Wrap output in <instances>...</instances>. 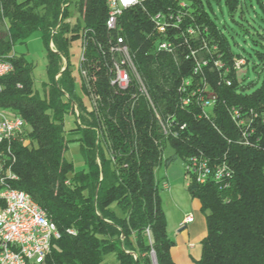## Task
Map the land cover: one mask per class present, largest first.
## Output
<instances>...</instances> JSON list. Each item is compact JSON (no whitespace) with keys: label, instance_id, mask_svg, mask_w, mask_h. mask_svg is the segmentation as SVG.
<instances>
[{"label":"trees","instance_id":"16d2710c","mask_svg":"<svg viewBox=\"0 0 264 264\" xmlns=\"http://www.w3.org/2000/svg\"><path fill=\"white\" fill-rule=\"evenodd\" d=\"M215 5L224 7L221 13L225 9L232 24L249 37L245 57L253 70H261L260 85L252 91L254 82L241 85L235 79L231 87L214 83L218 129L198 118V109L181 106L180 86L194 77L182 31L171 30L167 37L175 39L176 55L160 52L156 45L167 38L156 33L152 22L159 13H183L182 30L207 28L204 38L231 61L243 54L236 51ZM249 8L254 23L245 18ZM108 13L107 0H0V61L13 66L0 80V110L28 123L27 144L18 139L0 145V180L10 169L16 177L12 187L29 193L61 232L43 264H110L109 256L115 264H152V252L157 264H175L171 250L176 243L167 230L158 170L176 157L186 161L200 153L217 163L227 161L232 173L226 187L193 179L188 185L207 224L196 264H264V148L238 143L225 107H264V0H140L119 18L120 34L153 104L164 119L173 117L187 126L178 138L163 134L139 91L119 92L110 85ZM37 32L47 53L48 82L42 94L35 88L34 64L15 51ZM78 41L86 47L90 84L80 74L83 96L71 63ZM68 115L76 117L69 130ZM71 142L79 144L82 170L76 171L66 156ZM167 148L173 151L170 158L164 154Z\"/></svg>","mask_w":264,"mask_h":264},{"label":"built area","instance_id":"2783aa9c","mask_svg":"<svg viewBox=\"0 0 264 264\" xmlns=\"http://www.w3.org/2000/svg\"><path fill=\"white\" fill-rule=\"evenodd\" d=\"M139 3V0H107L109 13L106 27L112 34L107 44L110 85L119 92L132 88L139 91L149 100L163 134L166 137L178 138L179 133L186 130V124L179 123L173 117L164 119L159 113L138 71L135 56L120 34L119 18L125 11ZM183 17L184 14L180 12L159 13L152 17V22L161 37L167 38L171 30L182 31L181 36L184 37L189 51L186 58L193 62L194 77L183 80L180 86L181 106L198 109V118L212 122L216 128L214 118L219 95L214 83L218 86L231 87L236 79L242 85L244 83L240 75L250 65L244 55L234 57L231 61L226 60L219 47L210 46L204 38L203 33H208L207 28L190 26L182 30ZM174 37L178 38L177 35ZM197 42L199 43L196 46ZM156 47L158 51L172 55H176L178 51L175 39H161ZM202 50H205L206 54L200 59ZM85 52L86 47L83 45L82 61H85ZM12 71V67L0 61V80ZM209 74L213 77L210 78ZM2 91L3 87L0 83V93ZM225 107L237 134L238 143L247 147L263 146L264 148V107L261 110L230 104H226ZM27 130V121L19 116L9 117L0 112V145L10 144L18 139L27 144V140L24 139ZM3 169L0 154V171ZM185 171L199 184L215 182L224 187L227 186V180L232 173L227 161L217 163L204 153L189 157L185 161ZM14 180L16 177L10 169L0 180V264H43L51 254L53 242L61 238L60 232L56 231L55 223L47 222L44 210L32 204L29 193L12 187L10 182ZM193 221L194 216L190 214L186 217L185 224H191ZM72 232L76 234L74 230Z\"/></svg>","mask_w":264,"mask_h":264},{"label":"rangeland","instance_id":"374dc122","mask_svg":"<svg viewBox=\"0 0 264 264\" xmlns=\"http://www.w3.org/2000/svg\"><path fill=\"white\" fill-rule=\"evenodd\" d=\"M215 8H216L215 10H217V15L220 18L219 19L220 23L227 24L229 37L232 38V41L237 43L238 49H236V51L246 56V53H249L250 51L249 37L245 35L242 28H239L232 24L231 19L225 9L223 11V14L221 13L224 7L219 8L215 5ZM252 16H254V13L249 8V11L245 13V18L249 21V23H254ZM256 23H257V18L255 24ZM246 27H247V23L244 22L243 28ZM51 48L54 49L53 44H51ZM15 51L18 54H24L28 59V61L34 64L35 68L33 72V77L35 81V88L42 94L43 84L48 82V75H47V57H46L47 53L43 46L40 33L38 32L35 33L26 44L18 45ZM72 53H73L72 54L73 56L71 58L72 70L77 79L78 94L80 96H83L79 83L80 74L83 76L84 80L88 78V75H87V70L84 67V61H82V56H83L82 41H78L73 44ZM205 54H206L205 50L200 51V55H199L200 59H202L205 56ZM66 65H67V61L63 59V71L66 69ZM259 72H261L260 68L253 70L252 66L250 65L240 75V79H242L244 83L243 85H248L252 82L256 83L255 87H253L250 91L254 90L260 85V83H258L257 85ZM88 79L85 83L87 85H90ZM0 112H2L6 116L15 117L9 111L0 110ZM65 122H66L65 126L68 130L74 128L76 126V117L73 115H68L66 117ZM69 146H70L69 151L66 155L67 158L74 163L76 171L82 170L84 168V164L80 155L79 144L76 142H71ZM164 154L166 158H170L173 155V151L172 149L167 148ZM158 176L160 179H164L169 183L168 184L165 182L163 184L162 188L164 190L161 191V197L169 225L170 222H172L170 226V231L173 232L175 219L178 213L183 212L188 205L187 202L191 201V196L187 191L191 178L187 175L185 171V161L181 157H176L168 164H163L158 170ZM172 188L174 189V192L170 190ZM151 258H152V264H157L156 255L154 252L151 253ZM107 262L110 264H115L114 256H109L107 258Z\"/></svg>","mask_w":264,"mask_h":264},{"label":"crops","instance_id":"0c3cea01","mask_svg":"<svg viewBox=\"0 0 264 264\" xmlns=\"http://www.w3.org/2000/svg\"><path fill=\"white\" fill-rule=\"evenodd\" d=\"M165 182L168 183L162 179V186ZM170 190L174 192L173 188ZM187 204L184 211L178 213L173 232L170 231L172 222L169 225L167 218L168 233L176 243L171 250L175 264H196L201 256V242L207 235L206 217L201 212L200 202L191 198V201H188ZM190 214L194 216V221L191 224H185L186 217Z\"/></svg>","mask_w":264,"mask_h":264},{"label":"bare ground","instance_id":"6f19581e","mask_svg":"<svg viewBox=\"0 0 264 264\" xmlns=\"http://www.w3.org/2000/svg\"><path fill=\"white\" fill-rule=\"evenodd\" d=\"M5 65L10 66V67L13 68L12 64L9 63V62H5ZM31 200H32V204H33V205H38L39 207H41V206H40V205H39V204L33 199L32 196H31ZM41 209L43 210L42 207H41ZM44 216H45V219L47 220L48 223H53V222L50 221V219L48 218V216H47V214H46L45 211H44ZM56 231H59L58 228H57V226H56ZM59 232H60V231H59ZM67 233H68L69 235H75V234H73L72 230H68ZM60 236H61V232H60Z\"/></svg>","mask_w":264,"mask_h":264}]
</instances>
